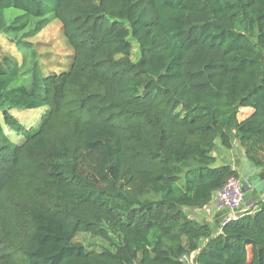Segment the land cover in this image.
<instances>
[{"label":"trees","instance_id":"obj_1","mask_svg":"<svg viewBox=\"0 0 264 264\" xmlns=\"http://www.w3.org/2000/svg\"><path fill=\"white\" fill-rule=\"evenodd\" d=\"M237 143L264 168V0H0V264H264V198L191 217Z\"/></svg>","mask_w":264,"mask_h":264},{"label":"rangeland","instance_id":"obj_2","mask_svg":"<svg viewBox=\"0 0 264 264\" xmlns=\"http://www.w3.org/2000/svg\"><path fill=\"white\" fill-rule=\"evenodd\" d=\"M10 20H11V16L8 17V21H10ZM60 29H61V25L58 22H56V23L52 24L51 26H49L48 28H46L40 35H38L32 41L34 44H36V46H37L36 48H37V51L39 53L45 54V55H48V54L51 55L50 60L49 59L48 60H46V59L42 60V62H44V65L49 69V71L58 72L59 69L56 68L54 62H56V60H58V59L60 60V58H62L64 60L68 59L71 55L65 46V42H64L65 40H63L64 38L61 35ZM4 44L8 45L6 42ZM11 47H12V49H14L13 46H11ZM131 58H132L133 62H137L140 58L139 48L135 42L133 43V50H132ZM248 111L249 110H244L243 112H248ZM242 115L243 114L241 113V115H240L241 118H242ZM18 116L24 117V122L29 123L33 118H36L37 114L33 115L31 118H27L24 115H18ZM240 150H237V149L232 150V151H234L233 153H235L233 156L234 157L233 161L235 160V163H238V164H240V162H241L240 166L241 165L243 166L242 171H241L242 175L240 176V180L245 185H247L249 181L255 185H258L259 181L264 180V179L263 180L260 179V175L263 172L261 174H259V177H257V175H255V173L253 171H249V167H247V163L250 164V162L246 158V156L242 155L243 158L238 157L242 153L241 151H243V150H241V151ZM227 162L230 163L229 161H227ZM258 178H259V180H258ZM248 201H246V202H248ZM252 207L248 206L247 209L250 210ZM215 209H216V207H215ZM249 210L243 212L242 208H241L240 211L242 213H247ZM223 219H224V216H223L222 220L219 219L221 221L220 223H222ZM75 241L77 243H80V244L86 246V247H93L96 249H101V248L107 247L105 242H103L99 239H95V238L91 237V235H89V234H81L77 237V239ZM187 261L190 264H192L191 258H188Z\"/></svg>","mask_w":264,"mask_h":264},{"label":"crops","instance_id":"obj_3","mask_svg":"<svg viewBox=\"0 0 264 264\" xmlns=\"http://www.w3.org/2000/svg\"><path fill=\"white\" fill-rule=\"evenodd\" d=\"M239 148L240 146L237 143L235 144L233 149L231 150L222 149L218 152V154L216 153V156L218 158L217 165L230 164L234 167L235 170H237L240 173V176H241L242 175L241 171H242L243 166L242 165L240 166L241 162L240 164H238V163H235V160L233 161V158H234L233 156L235 153H233L234 151H232L234 149L240 150L241 148L240 149ZM241 152L242 153L238 156L239 158H243L244 156L243 151ZM227 161H229L230 163H228ZM247 167H249V171H253L255 175H257V177H259V174L262 173L261 169L256 168L251 163L250 164L247 163ZM243 192H244V199H243L241 208H242V211L244 212V211L249 210L247 209L248 206L252 207L255 205L256 202L264 198V180L259 181L258 185H255L250 181L248 182L247 185L243 184ZM214 199L215 197L213 198V201L204 209L195 211L191 215V217L202 224H209L216 232V231H220V224H221L220 220H222L223 216L228 214V211H222V212L217 211L215 209Z\"/></svg>","mask_w":264,"mask_h":264},{"label":"built area","instance_id":"obj_4","mask_svg":"<svg viewBox=\"0 0 264 264\" xmlns=\"http://www.w3.org/2000/svg\"><path fill=\"white\" fill-rule=\"evenodd\" d=\"M244 199L243 183L235 177L228 180L225 187L215 195L214 204L218 211H228L224 216L221 227L240 219L242 213L241 206ZM194 255L190 256L193 259ZM188 260V258H185Z\"/></svg>","mask_w":264,"mask_h":264},{"label":"water","instance_id":"obj_5","mask_svg":"<svg viewBox=\"0 0 264 264\" xmlns=\"http://www.w3.org/2000/svg\"><path fill=\"white\" fill-rule=\"evenodd\" d=\"M261 170L263 173L260 175V179L263 180L264 179V168H262Z\"/></svg>","mask_w":264,"mask_h":264}]
</instances>
